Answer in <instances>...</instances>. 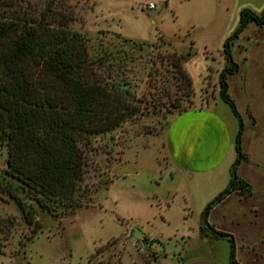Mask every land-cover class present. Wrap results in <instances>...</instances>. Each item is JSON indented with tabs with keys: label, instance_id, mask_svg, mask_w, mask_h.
Returning a JSON list of instances; mask_svg holds the SVG:
<instances>
[{
	"label": "rangeland",
	"instance_id": "obj_1",
	"mask_svg": "<svg viewBox=\"0 0 264 264\" xmlns=\"http://www.w3.org/2000/svg\"><path fill=\"white\" fill-rule=\"evenodd\" d=\"M26 1L37 10L43 8V0ZM66 3L74 15L69 29L83 36L90 60L103 61L96 73L123 84L140 110L113 132L91 139L75 197L79 207L64 218L37 211L40 230L31 241H25L29 229L13 203L0 196V264L180 262L189 251L203 247L197 245L196 222L182 199H172L169 192L170 170L158 155L162 133L170 114L201 106L215 96L217 107L236 124L217 95L222 43L237 27L239 12L259 14L264 0ZM149 3L152 9L146 8ZM172 52L181 56L191 80L193 95L187 99L176 92L165 61ZM230 52L237 72L227 78V94L240 113L248 106L247 116L257 132L252 152H264V27L248 24ZM5 158L0 146V177ZM8 219L12 221L7 224ZM200 234L208 236L206 230Z\"/></svg>",
	"mask_w": 264,
	"mask_h": 264
},
{
	"label": "trees",
	"instance_id": "obj_2",
	"mask_svg": "<svg viewBox=\"0 0 264 264\" xmlns=\"http://www.w3.org/2000/svg\"><path fill=\"white\" fill-rule=\"evenodd\" d=\"M66 1L43 0V8L37 10L26 0H0V146L6 151L0 196L13 203L29 229L25 241L40 230L37 211L53 218L74 213L91 139L113 132L140 110L123 84L108 76L103 80L96 73L103 61L90 60L83 36L69 29L74 15ZM250 23L264 27V8L259 14L242 9L237 27L222 43L217 95L237 123L236 157L226 188L200 214V231L227 242L229 264H238L233 238L214 230L206 220L227 195L249 191L235 173L246 161L241 152L243 123L227 94L226 81L237 72L230 45ZM165 61L173 72L176 92L191 97V80L181 56L172 52Z\"/></svg>",
	"mask_w": 264,
	"mask_h": 264
},
{
	"label": "crops",
	"instance_id": "obj_3",
	"mask_svg": "<svg viewBox=\"0 0 264 264\" xmlns=\"http://www.w3.org/2000/svg\"><path fill=\"white\" fill-rule=\"evenodd\" d=\"M215 97L201 106L170 114L162 133V152L158 153L170 170L172 199H182L196 222L197 245L203 247L202 254L184 264H229L226 241L213 240L205 234L200 238V214L226 188L236 157L237 123L233 124L227 113L217 107ZM248 111V106L242 113L237 109L243 123L241 152L246 161L235 170L237 178L249 186L248 194L227 195L209 211L206 223L233 238L234 260L238 264H264V152H252L257 132Z\"/></svg>",
	"mask_w": 264,
	"mask_h": 264
},
{
	"label": "water",
	"instance_id": "obj_4",
	"mask_svg": "<svg viewBox=\"0 0 264 264\" xmlns=\"http://www.w3.org/2000/svg\"><path fill=\"white\" fill-rule=\"evenodd\" d=\"M202 252H203V249L202 248L189 251L186 254V256L181 259V261L179 262V264H184L185 262H187V261H189L191 259H194L196 256L202 254Z\"/></svg>",
	"mask_w": 264,
	"mask_h": 264
},
{
	"label": "built area",
	"instance_id": "obj_5",
	"mask_svg": "<svg viewBox=\"0 0 264 264\" xmlns=\"http://www.w3.org/2000/svg\"><path fill=\"white\" fill-rule=\"evenodd\" d=\"M147 9H152L153 8V5L151 3H149L147 6H146Z\"/></svg>",
	"mask_w": 264,
	"mask_h": 264
}]
</instances>
